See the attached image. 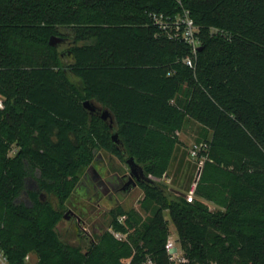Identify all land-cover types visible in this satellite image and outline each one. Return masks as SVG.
I'll return each mask as SVG.
<instances>
[{
  "label": "trees",
  "instance_id": "obj_1",
  "mask_svg": "<svg viewBox=\"0 0 264 264\" xmlns=\"http://www.w3.org/2000/svg\"><path fill=\"white\" fill-rule=\"evenodd\" d=\"M181 8L199 27L194 68L150 17ZM0 95V248L12 264L28 252L35 264H170L164 210L181 264H264V0H0ZM91 98L112 129L83 107ZM186 118L207 145L191 202L178 192L183 164L194 169L177 134ZM97 149L152 179L138 183L148 214L115 205L124 239L76 228L71 242L58 224ZM171 170V185L155 180Z\"/></svg>",
  "mask_w": 264,
  "mask_h": 264
},
{
  "label": "rangeland",
  "instance_id": "obj_2",
  "mask_svg": "<svg viewBox=\"0 0 264 264\" xmlns=\"http://www.w3.org/2000/svg\"><path fill=\"white\" fill-rule=\"evenodd\" d=\"M91 100L99 108L104 107L100 103H98L94 98H91ZM103 124L104 123L102 122V125ZM113 133L114 132L112 131L111 135ZM200 133H201V127H199L197 123L190 118H186L185 122L182 125L181 130L179 131V133H177L182 147H185V149H187L185 160H188L190 161L191 164H194V169L193 168L190 169L189 167L187 169L185 167L186 164H183L184 166H182L183 167L182 172L179 175L178 179L179 180L182 179L183 181L182 188L184 189H186L187 186L189 187L190 183L192 182V179L194 178L195 175V167H196L194 163L195 159L189 155L188 150L192 148L194 143H196V141L200 137ZM94 151H95V158L100 155L106 161V165L110 173L108 175L111 174L113 175L115 173L120 175L122 173H125L126 175H128L129 169L125 162L126 158L122 160L117 156L113 155L112 153L108 151H103L101 149H97ZM9 156H13V155H9ZM95 158L89 166H86L84 168L83 173L88 172L87 171L88 167L90 166L92 167L93 165L94 167H96V169H98L97 168L98 166L94 163ZM172 172L173 171L171 170L170 174H167L169 181L163 182L166 185H171L170 181L173 176ZM183 174H185V176H183ZM190 176L191 178L189 180ZM110 190L112 191L113 188ZM142 198H143V190L139 185H136L128 193H123V192L117 193L114 190L111 196H109L106 194L103 195L102 191L100 190L93 191L92 189H90V191H86L85 186L81 183L80 180V182L78 183L76 189L72 194V197L66 202V209L62 213L63 216L58 224V230L60 231L62 237H64L65 239L66 238L69 239L68 238L70 237L69 235H71V232L76 230V228L80 230V232L83 235L89 236L91 238L93 237L96 238L97 236L103 234L106 231L110 233V230H113L114 226L110 224L111 217L110 214L108 213V210L115 205H119V207L123 209L124 212H127L132 208H135L138 210L142 218L145 219L148 213L141 210L140 208V200ZM69 210L72 211L74 214H76L80 219L78 220L77 216L75 218L73 214H69V213L66 216V213ZM125 216H126L125 213L123 215L118 216V221L123 222ZM163 217L167 223V228H168L167 236L172 235L174 238H176L177 233L173 223L169 218V214L167 210L163 211ZM69 241L71 240L69 239ZM178 246L180 247L179 244ZM26 255H29L28 263L35 264L37 260L36 255L32 252H28ZM122 261L127 263L128 260L122 259Z\"/></svg>",
  "mask_w": 264,
  "mask_h": 264
},
{
  "label": "built area",
  "instance_id": "obj_3",
  "mask_svg": "<svg viewBox=\"0 0 264 264\" xmlns=\"http://www.w3.org/2000/svg\"><path fill=\"white\" fill-rule=\"evenodd\" d=\"M179 5H181V0H176ZM152 24L158 27L159 33L163 34L167 39L173 40L176 42H181L189 47V54L182 58V62L189 68L195 67V60L198 53V48L201 46V40L199 36V27L195 24L194 20L191 18L190 13L187 9L181 8L180 12L176 14H164L162 12H154L150 14ZM210 34L220 35L226 37V33L218 28H210ZM4 109V101L0 95V110ZM207 145L205 142L200 141L194 143L192 148H190L189 155L195 159V175L192 179L187 190L184 191V197L188 202L193 201L195 196V188L197 181L200 176L201 168L203 162L206 159L205 155H200V152L206 151ZM17 147L12 145L8 151L9 155H13ZM159 182L169 181L166 174L162 177L155 179ZM112 235L118 239L122 240L125 238V235L120 232L110 230ZM177 237L174 238L172 235L167 236L164 243V249L168 256L170 264H181L187 261V258L182 253L181 248L177 244ZM29 255H26L24 262L22 264H29ZM128 263V261H127ZM0 264H12L9 261L8 257L4 251L0 248ZM142 264H154L150 256H145V259Z\"/></svg>",
  "mask_w": 264,
  "mask_h": 264
},
{
  "label": "flooded vegetation",
  "instance_id": "obj_4",
  "mask_svg": "<svg viewBox=\"0 0 264 264\" xmlns=\"http://www.w3.org/2000/svg\"><path fill=\"white\" fill-rule=\"evenodd\" d=\"M97 114L99 115V112ZM94 163L98 166V169H96V167H94L93 165L88 172H85L82 175L81 178V183L85 186L86 191H90V189H92L93 191L100 190L102 191L103 195L106 194L109 196H111L114 190L117 193L123 192L122 188L127 182L130 175L129 166L127 165L129 169L128 175H126L125 173H122L121 175L116 173L113 175H108L110 173L107 168L106 161L102 156H97ZM133 179L136 181V178L134 176ZM136 183L138 185L139 181H136ZM112 188L113 190L111 191L110 189ZM73 215L76 218L77 215Z\"/></svg>",
  "mask_w": 264,
  "mask_h": 264
},
{
  "label": "water",
  "instance_id": "obj_5",
  "mask_svg": "<svg viewBox=\"0 0 264 264\" xmlns=\"http://www.w3.org/2000/svg\"><path fill=\"white\" fill-rule=\"evenodd\" d=\"M49 43L50 44H55V41L53 39H51L49 41ZM198 50H201V46L198 48ZM82 105H83V107L86 110H88V112L90 114H93V113L97 114L99 112V117L103 121L107 122L109 124V128L112 129V121L113 120H112L111 113L109 112L108 109H101L98 106H96L94 104V102H92L91 100H88V99L84 100L82 102ZM111 139L114 142H117V140H118L117 134L113 133L111 135ZM126 164L129 166L130 175H129V178H128L127 182L125 183V185L122 188L123 193H128L132 188H134L137 185L136 181L143 182V181L151 179V178L146 177L144 175V172H143L142 168L135 162V160L132 157L126 159ZM90 168H91V166L88 167L87 171H89ZM133 176L136 178V181L133 179ZM178 192L182 196L185 195L183 191H178ZM68 213L69 214H74L72 211L69 210V211H67L66 216H67ZM77 219L79 220L80 218L77 216Z\"/></svg>",
  "mask_w": 264,
  "mask_h": 264
},
{
  "label": "crops",
  "instance_id": "obj_6",
  "mask_svg": "<svg viewBox=\"0 0 264 264\" xmlns=\"http://www.w3.org/2000/svg\"><path fill=\"white\" fill-rule=\"evenodd\" d=\"M198 125V124H197ZM199 126V125H198ZM200 127V126H199ZM179 133V132H178ZM187 150V149H186ZM210 204V206H212V207H215V205L214 204H212V203H209Z\"/></svg>",
  "mask_w": 264,
  "mask_h": 264
}]
</instances>
